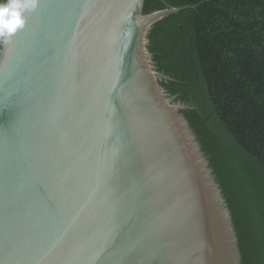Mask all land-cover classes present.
<instances>
[{"label":"water","instance_id":"obj_1","mask_svg":"<svg viewBox=\"0 0 264 264\" xmlns=\"http://www.w3.org/2000/svg\"><path fill=\"white\" fill-rule=\"evenodd\" d=\"M145 0H38L0 49V264H242L202 144L160 85Z\"/></svg>","mask_w":264,"mask_h":264},{"label":"trees","instance_id":"obj_2","mask_svg":"<svg viewBox=\"0 0 264 264\" xmlns=\"http://www.w3.org/2000/svg\"><path fill=\"white\" fill-rule=\"evenodd\" d=\"M148 50L202 144L232 213L242 264H264V0H165ZM166 9L145 0L144 14ZM1 49V44H0Z\"/></svg>","mask_w":264,"mask_h":264},{"label":"clouds","instance_id":"obj_3","mask_svg":"<svg viewBox=\"0 0 264 264\" xmlns=\"http://www.w3.org/2000/svg\"><path fill=\"white\" fill-rule=\"evenodd\" d=\"M38 6V0H0V44L26 27L27 16Z\"/></svg>","mask_w":264,"mask_h":264}]
</instances>
